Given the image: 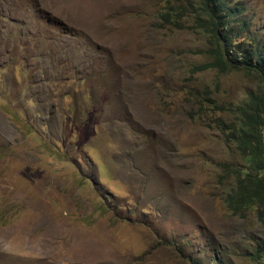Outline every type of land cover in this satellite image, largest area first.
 Wrapping results in <instances>:
<instances>
[{
	"label": "rangeland",
	"instance_id": "obj_1",
	"mask_svg": "<svg viewBox=\"0 0 264 264\" xmlns=\"http://www.w3.org/2000/svg\"><path fill=\"white\" fill-rule=\"evenodd\" d=\"M224 1L264 43V0ZM203 4L0 0V264H264V206L225 205L247 160L219 121L260 82L197 69Z\"/></svg>",
	"mask_w": 264,
	"mask_h": 264
},
{
	"label": "trees",
	"instance_id": "obj_2",
	"mask_svg": "<svg viewBox=\"0 0 264 264\" xmlns=\"http://www.w3.org/2000/svg\"><path fill=\"white\" fill-rule=\"evenodd\" d=\"M203 7L201 12L205 14L196 16L194 23L208 33V53L213 60L197 69L211 68L221 73L230 69H244L255 74L260 82L258 93L250 95L244 105L236 110L239 122L235 126L225 125L219 120L223 131L230 133L240 155L247 160L244 172L236 171L235 187L224 198L228 211L242 215L251 207L264 206V43L249 35L247 22L240 20V26L238 21L230 22L232 17L242 13L236 5L230 6L224 0H204ZM213 261V264H217L215 259ZM192 263L212 264L198 259Z\"/></svg>",
	"mask_w": 264,
	"mask_h": 264
}]
</instances>
